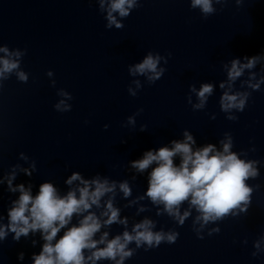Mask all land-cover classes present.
<instances>
[{"label": "clouds", "instance_id": "obj_1", "mask_svg": "<svg viewBox=\"0 0 264 264\" xmlns=\"http://www.w3.org/2000/svg\"><path fill=\"white\" fill-rule=\"evenodd\" d=\"M99 10L106 13L105 27L111 29H122V20L129 17L132 11L140 5L138 0H97ZM227 0H215V3H226ZM239 2V0H238ZM191 9H199L201 15L206 19L215 14L217 9L213 7V0H190ZM119 17L120 19H117ZM26 49L10 51L7 46H0V81L8 80L14 73L20 82L26 83L29 74L22 70V58L26 55ZM159 52H149L141 62L129 66V75L133 77L143 76L149 84H154L164 75L166 68L161 67L168 63L169 57ZM262 56H245L246 63H241L239 58L230 62V67L225 65L227 70V88L220 98L221 111L231 113L233 110L243 112L247 106L251 93H231L232 84L242 76L245 69H252L260 62ZM47 76H53L50 70ZM55 80L52 86H55ZM136 89H141V82L136 79L132 81ZM264 83L261 78L256 84L249 83L254 91L260 90V84ZM226 84L221 83L220 88L225 89ZM214 87L211 83H204L199 90L190 86V92L194 93L198 103L192 104L191 96L188 103L192 104L194 111L205 108L208 98L212 95ZM131 96L135 97L137 91L132 87L128 88ZM57 95L62 97L54 108L58 112L71 111L72 105L66 101L72 100V95L64 89H59ZM143 109L127 118V124L135 126V116ZM214 118V117H213ZM230 121L238 120V116L228 115ZM88 123V121H85ZM109 126L106 124L104 128ZM147 125L141 126V131L146 130ZM183 140L171 141V147L163 146L155 150L145 151L140 159L130 162V166L137 173H144L151 168L148 174L147 190L145 196L156 206H162V211L157 215L167 214L178 226H183L185 221L195 211L193 226L197 238L203 239L201 234L209 223L223 221L232 216L238 217L241 212L247 213L251 205L253 188L246 181L256 179L260 173L257 165L259 160L246 159L248 151L255 152L253 146L250 150L233 151L234 141L231 133H224V138L219 141L221 148L215 144L194 148L196 141L193 135L185 131ZM179 158L177 164L176 158ZM21 159L27 161V157L21 153ZM154 165V166H153ZM27 175L36 170V162L32 161L29 168L21 169ZM15 167L7 177L0 179V184L7 181L8 191L19 193L18 199L11 202L7 211V223H3L0 216V242L6 240L9 233L13 235V241L19 242L20 238L28 237L29 234L39 233L44 241L39 254H33V264H98L101 261H109L110 264H125L137 249L144 248L145 251L159 247L162 243L173 244L177 241V231L163 229L156 231V222L145 218L135 223L131 230H127V218H120V209L114 206L116 181L102 178L99 175L92 179H85L79 172H73L65 181L69 186L78 181L75 187H71L65 194L61 195L58 189L51 182H44L39 185L38 192L33 195L32 186L25 187L24 184L13 185L16 179ZM135 179V177H133ZM119 190L124 198L132 194L131 187L127 180L120 182ZM256 187H259L257 185ZM108 194H113L102 205L101 201ZM141 196L138 199H144ZM187 204V209L181 213V207ZM102 209L99 214L93 208ZM144 208L139 211H144ZM74 218L76 220L73 223ZM113 224L124 226L122 234L109 238V232L102 228H110ZM63 234L58 237V234ZM220 229H211L209 236L219 233ZM100 233L99 238L97 234ZM37 243L32 241L33 246ZM247 244V240L243 241ZM135 244V248H129ZM264 234L253 241L255 249L251 255L257 257L264 253ZM24 253L18 255L23 260Z\"/></svg>", "mask_w": 264, "mask_h": 264}]
</instances>
